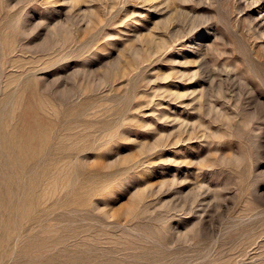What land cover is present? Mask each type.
Segmentation results:
<instances>
[{
    "label": "rangeland",
    "instance_id": "rangeland-1",
    "mask_svg": "<svg viewBox=\"0 0 264 264\" xmlns=\"http://www.w3.org/2000/svg\"><path fill=\"white\" fill-rule=\"evenodd\" d=\"M0 264H264V0H0Z\"/></svg>",
    "mask_w": 264,
    "mask_h": 264
},
{
    "label": "bare ground",
    "instance_id": "bare-ground-1",
    "mask_svg": "<svg viewBox=\"0 0 264 264\" xmlns=\"http://www.w3.org/2000/svg\"><path fill=\"white\" fill-rule=\"evenodd\" d=\"M14 46V45H13ZM11 49V48H10ZM14 49V48H13ZM32 129V128H31ZM23 151H24V149H23ZM56 179V178H55ZM51 183V182H50ZM54 183V182H53ZM51 187H53V186H51ZM55 189V188H54Z\"/></svg>",
    "mask_w": 264,
    "mask_h": 264
}]
</instances>
